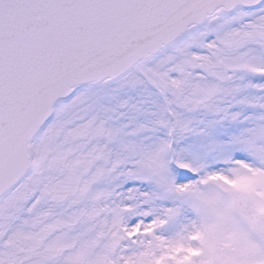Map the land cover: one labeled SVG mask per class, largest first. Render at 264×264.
I'll list each match as a JSON object with an SVG mask.
<instances>
[{"label":"snow or ice","instance_id":"6c2138e0","mask_svg":"<svg viewBox=\"0 0 264 264\" xmlns=\"http://www.w3.org/2000/svg\"><path fill=\"white\" fill-rule=\"evenodd\" d=\"M0 264H264V0H0Z\"/></svg>","mask_w":264,"mask_h":264}]
</instances>
